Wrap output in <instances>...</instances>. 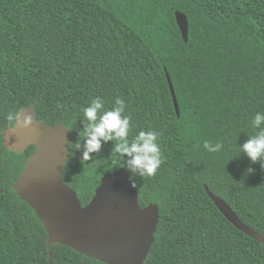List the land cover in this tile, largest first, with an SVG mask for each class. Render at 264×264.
<instances>
[{
    "label": "trees",
    "instance_id": "trees-1",
    "mask_svg": "<svg viewBox=\"0 0 264 264\" xmlns=\"http://www.w3.org/2000/svg\"><path fill=\"white\" fill-rule=\"evenodd\" d=\"M175 11L187 17V42ZM96 96L106 108L124 99L130 138L161 133L156 175L123 167L140 206H159L143 264H264V242L229 222L204 189L264 236V168L240 154L264 112V0H0V264H49L48 253L50 264H105L62 244L47 249L43 224L12 189L35 148L14 152L1 138L15 121L9 113L27 106L45 124L68 126L63 182L85 205L123 163L115 141L88 161L75 148ZM204 141L223 149L208 152Z\"/></svg>",
    "mask_w": 264,
    "mask_h": 264
},
{
    "label": "water",
    "instance_id": "water-1",
    "mask_svg": "<svg viewBox=\"0 0 264 264\" xmlns=\"http://www.w3.org/2000/svg\"><path fill=\"white\" fill-rule=\"evenodd\" d=\"M180 34L188 40V20L175 11ZM169 90L177 116L179 106L170 76L166 73ZM25 113L33 116L31 125L13 126L1 131L2 144L14 152L28 146L34 151L24 162L12 189L35 212L47 232V249L62 244L87 257L105 264H143L154 241L159 220V206L148 203L140 206L137 191L128 172L121 167L106 172L100 179L91 199L82 205L76 191L63 182V169L68 158L67 143L71 131L61 122L45 124L36 118L32 106L17 113L18 121ZM204 189L222 215L236 228L264 242V236L246 225L220 196ZM50 264L51 253H48Z\"/></svg>",
    "mask_w": 264,
    "mask_h": 264
},
{
    "label": "clouds",
    "instance_id": "clouds-1",
    "mask_svg": "<svg viewBox=\"0 0 264 264\" xmlns=\"http://www.w3.org/2000/svg\"><path fill=\"white\" fill-rule=\"evenodd\" d=\"M127 105L121 97L117 96L111 108L105 107L104 100L96 96L82 109L84 119L83 132L80 133L83 140L76 143L75 148L82 149L81 159H92L93 153H99L104 143L115 141L112 151L118 154L130 175L152 177L157 174L163 163V155L159 142L161 133L155 129L141 130L130 138L131 120L130 114H126ZM16 113H9L8 120H15L21 126L32 124L33 116L25 113L22 121H18ZM257 131L240 144V154H245L250 162H260L264 168V112H257L251 121ZM69 130H71L69 128ZM204 149L211 153L220 152L223 144L204 141ZM252 168L246 169V174L251 173ZM134 187V184H133Z\"/></svg>",
    "mask_w": 264,
    "mask_h": 264
},
{
    "label": "rangeland",
    "instance_id": "rangeland-1",
    "mask_svg": "<svg viewBox=\"0 0 264 264\" xmlns=\"http://www.w3.org/2000/svg\"><path fill=\"white\" fill-rule=\"evenodd\" d=\"M15 249L17 250L18 249V246H15Z\"/></svg>",
    "mask_w": 264,
    "mask_h": 264
}]
</instances>
